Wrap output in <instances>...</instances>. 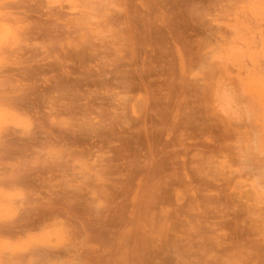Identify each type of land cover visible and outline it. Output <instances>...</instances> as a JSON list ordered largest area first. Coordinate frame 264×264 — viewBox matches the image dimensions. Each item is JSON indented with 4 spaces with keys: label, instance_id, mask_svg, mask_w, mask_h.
<instances>
[{
    "label": "rangeland",
    "instance_id": "rangeland-1",
    "mask_svg": "<svg viewBox=\"0 0 264 264\" xmlns=\"http://www.w3.org/2000/svg\"><path fill=\"white\" fill-rule=\"evenodd\" d=\"M0 264H264V0H0Z\"/></svg>",
    "mask_w": 264,
    "mask_h": 264
},
{
    "label": "bare ground",
    "instance_id": "bare-ground-1",
    "mask_svg": "<svg viewBox=\"0 0 264 264\" xmlns=\"http://www.w3.org/2000/svg\"><path fill=\"white\" fill-rule=\"evenodd\" d=\"M238 90V89H237ZM238 94V93H237ZM241 95V94H240ZM240 100H242V98L240 99ZM245 109V108H244ZM220 110V109H219ZM260 110V109H259ZM245 111H247L246 109H245ZM246 116V115H245ZM262 250V249H261Z\"/></svg>",
    "mask_w": 264,
    "mask_h": 264
}]
</instances>
